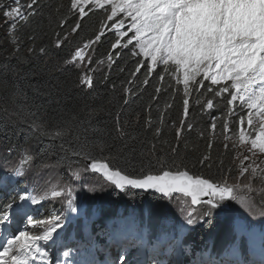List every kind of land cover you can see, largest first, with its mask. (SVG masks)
<instances>
[{
    "label": "snow or ice",
    "instance_id": "obj_1",
    "mask_svg": "<svg viewBox=\"0 0 264 264\" xmlns=\"http://www.w3.org/2000/svg\"><path fill=\"white\" fill-rule=\"evenodd\" d=\"M67 11L69 17L60 19V25L63 27L69 18L73 19L75 23L71 28L72 34L83 30L84 22L90 15L103 13L99 27L93 33L94 38L76 46L70 59L64 61L65 66H74L77 71L83 69V74L79 77L82 87H94V45L105 35H114L115 41L111 43V49L115 51L117 58L120 48H131V54L137 59L141 56L145 58L137 64L133 77L145 67L147 75L151 77L160 71L162 65L164 73L160 75L161 84L165 74L171 73L175 79V91L179 92V86H183L182 118L179 121L180 127L175 129L177 139L182 136L185 126L189 131L194 127L192 123H188V119L192 94L196 93L197 97L205 94L204 102L199 98L195 101L202 112L215 109L217 98L225 99L227 113L219 118L223 120V132H229L230 118L239 115V141L250 143V155H245L239 165V177L248 174V182L243 185L229 183L227 177L214 182L211 178L193 176L188 171L180 170L179 166H176L175 171L162 170L160 174H152L151 161L147 166L142 164L138 173L134 167L128 171L113 165L110 157L97 158L87 142L75 147H65L62 142V151L85 162L77 171H71L69 165L70 179L80 182L86 175L93 173L103 178L105 186H114L121 191L152 190L160 194L161 198L182 199L187 211L179 222L181 229L210 222L215 212L230 207L229 201H236L241 207L253 211L255 206L251 193L264 195L253 187L256 178L264 182V161L258 162L256 159L258 155H264V0H70ZM0 12L3 13L5 22L13 26L9 30L11 34L16 22L40 15L39 0H29L26 4L21 0H10L0 4ZM69 39L68 33L63 37L57 34L55 46L60 48ZM40 52L46 54V49L42 47ZM108 61L110 65L115 63L112 53L108 55ZM143 83L147 85L149 80L145 79ZM125 91L130 92V88ZM155 91L160 93L161 88L157 87ZM245 112L250 129L247 135L244 129ZM217 119L212 117L210 127L213 131L217 128ZM31 127L39 137L51 140L63 141L64 135L71 132L67 122L58 124L56 127L61 130L55 132L47 130L45 125L35 120ZM157 132L159 133V129ZM123 135L121 133V137ZM225 139H228L227 135ZM99 147L103 152L109 146L101 142ZM8 151L12 152L13 149ZM125 152L131 158L135 149L125 144L121 146L120 154ZM177 153L178 146L172 148V154ZM65 159L66 157H58L56 166ZM207 159H202L200 164L204 165ZM37 160H41L36 173L38 176L40 169L49 166L42 155H23L21 165L25 162L35 163ZM161 164L163 165V161ZM13 174L21 178L26 176L23 167L15 168ZM0 191L9 195L18 193V196H11L6 204L0 206V225L5 226L6 233L4 239L0 240V264H47L48 244L40 242L55 244L58 230L63 231L67 224L59 214L47 222L36 220L31 214V206L40 205L50 198H60L65 192L72 197L74 190L71 185L52 184L43 194H34L35 184L31 188L27 185L21 188L5 175L0 177ZM87 191H95V188L87 187ZM242 192L245 194H241ZM261 206L264 208V200L261 201ZM82 207L83 202L78 204L75 198H70L67 202L71 213H79ZM253 214L264 216V211H253ZM45 223L47 226L40 234L20 230L21 226L28 229ZM237 252L238 247L233 245V253ZM63 255L67 257L69 252L65 251ZM125 259V255L121 254V264H124ZM157 264L161 262L158 261ZM261 264H264V260Z\"/></svg>",
    "mask_w": 264,
    "mask_h": 264
},
{
    "label": "trees",
    "instance_id": "obj_2",
    "mask_svg": "<svg viewBox=\"0 0 264 264\" xmlns=\"http://www.w3.org/2000/svg\"><path fill=\"white\" fill-rule=\"evenodd\" d=\"M8 2L10 0H0V4ZM21 2L26 4L29 0ZM69 3L70 0H39L40 15L16 22L11 34L9 30L13 26L5 22L0 12V144L8 149L32 145L33 155H42L45 162L55 165L58 157H66L59 165L64 170L69 169V165L79 168L85 162L62 151L61 143L65 147H75L87 142L97 158L110 157L113 165L128 171L134 167L138 173L142 164L147 166L151 161L152 174H160L162 170L175 171L179 166L190 175L211 178L214 182L235 175L236 147L226 141L225 135L238 130L240 117L230 118V130L225 134L223 120L219 119L227 113L225 99L217 98L215 109L202 112L195 101L199 98L204 102L205 94L197 97L193 93L188 123L194 127L189 131L185 126L182 136L177 139L175 129L180 127L182 118L183 86H179V92L175 91V79L171 73L165 74L161 84L162 65L160 71L151 77L147 75L146 67L133 77L137 64L145 58L137 59L131 54V48L118 49L120 55L117 58L111 49L114 35H105L94 45V87L88 89L80 85V70L65 66L64 61L70 59L76 46L94 38L93 33L98 29L103 13L90 15L83 30L72 34L73 19L69 18L63 27L60 25V19L69 17ZM66 33L70 36L69 41L57 48V34L63 37ZM42 47L46 54L40 52ZM110 53L115 61L112 65L108 61ZM145 79L149 80L147 85L143 83ZM157 87L161 88L160 93L155 91ZM128 88L130 92L125 91ZM157 96L158 100L153 99ZM212 117L218 118L215 131L210 127ZM34 120L53 132L61 130L56 127L58 124L67 122L71 132L64 135L63 141L41 138L32 130ZM101 142L109 146L103 152L99 147ZM125 144L135 149L131 158L128 152L120 154V148ZM177 146L178 153L173 155L172 148ZM205 157L207 162L201 165L200 161ZM36 162L41 164V160ZM130 192L132 196L142 194L135 190ZM11 196H18V193L0 195V206ZM56 215L57 209L49 204L34 217L47 222ZM45 225L47 223L35 226L32 234L40 233L39 227ZM193 240L190 246L195 248L201 237L196 236ZM66 258L67 264H78L76 255Z\"/></svg>",
    "mask_w": 264,
    "mask_h": 264
},
{
    "label": "rangeland",
    "instance_id": "obj_3",
    "mask_svg": "<svg viewBox=\"0 0 264 264\" xmlns=\"http://www.w3.org/2000/svg\"><path fill=\"white\" fill-rule=\"evenodd\" d=\"M84 63L87 65V61ZM80 72L82 75L83 69ZM244 116V129L247 135L250 129L247 126L246 112ZM240 127L239 124L235 133L227 135L226 141L236 147L235 175L227 179L229 183L243 185L248 182V174L239 177V165L245 155H250L248 152L250 143L239 141ZM28 146L9 147L13 149L9 152L8 147L0 144V177L7 175L9 180L15 181L21 188L25 185L31 188L35 184L34 194H43L52 184L61 186L70 184L74 190L72 197L65 192L60 198H50L40 205L31 206V214L37 216L44 206L50 204L57 209L59 215L63 216L67 224L63 231L58 230L59 235L55 244L40 242L48 244L49 260L57 259L61 248L69 250L73 246H78V249H88L89 258L95 260V252L102 248V242L98 241V237L109 241L103 246V251L106 256L114 260V264H121L119 260L121 254L126 257L124 264L132 258L134 262L141 254L144 258L139 264L150 261H159L161 264H261L264 260V216L253 214V211L257 213L264 211L261 206L264 195L251 193L255 206L253 211L241 207L236 201H229L230 207L215 212L210 222L181 229L179 222L187 211L182 199L169 200L145 193L132 196L128 193L130 190L121 191L116 190L114 186H105L103 178L93 173L76 182L68 175L70 169L64 170L50 162H46L49 166L40 169V174L37 176L40 164L25 162L21 165L23 155L35 153L32 145ZM256 159L258 162L264 161V155H258ZM17 167H23L25 170L24 178L13 174ZM77 170L78 168H71V171ZM87 187H94L95 191L89 192ZM253 187L264 193V182L260 178L253 181ZM3 193L0 191V195ZM70 198H75L78 204L83 202L79 213L74 214L68 210L67 202ZM103 216L108 217L109 220L106 222L97 220ZM46 226L39 227V232H42ZM20 230L33 233L34 227L24 229L21 226ZM5 235L4 230L3 239ZM102 235L104 236L101 237ZM196 236L201 237V241L193 248L190 245ZM233 245L238 247V252L235 254ZM127 248L129 254L124 251Z\"/></svg>",
    "mask_w": 264,
    "mask_h": 264
},
{
    "label": "bare ground",
    "instance_id": "obj_4",
    "mask_svg": "<svg viewBox=\"0 0 264 264\" xmlns=\"http://www.w3.org/2000/svg\"><path fill=\"white\" fill-rule=\"evenodd\" d=\"M145 194H147V193H145ZM149 195V194H148ZM151 195V194H150ZM152 196V195H151ZM154 197H156V196H154ZM159 197H161V196H159ZM104 217V216H103ZM103 217H99V219L97 218V220H99V221H102V222H106L107 220H103L102 218ZM106 217V216H105ZM3 239V234L1 233L0 234V240H2ZM65 251V248H61V250L59 251V252H64ZM100 251H102V250H100ZM69 252L74 256V255H76V259H77V261H78V264H93L92 263V260L89 258V253L86 251V249H84V248H80V249H78V246H73V247H71L70 249H69ZM87 252V253H86ZM98 253H100V252H98ZM97 253V254H98ZM94 255H96V254H94ZM133 255H135V254H133ZM112 262V261H111ZM113 263V262H112ZM114 264V263H113Z\"/></svg>",
    "mask_w": 264,
    "mask_h": 264
},
{
    "label": "water",
    "instance_id": "obj_5",
    "mask_svg": "<svg viewBox=\"0 0 264 264\" xmlns=\"http://www.w3.org/2000/svg\"><path fill=\"white\" fill-rule=\"evenodd\" d=\"M116 189V188H115ZM116 190H119V189H116ZM136 192H139V193H147V194H152V195H157V196H160V194H156L154 193L152 190H149V191H143V190H135Z\"/></svg>",
    "mask_w": 264,
    "mask_h": 264
}]
</instances>
